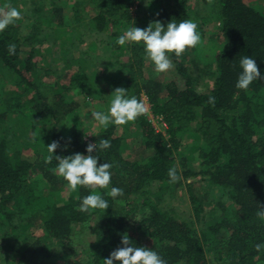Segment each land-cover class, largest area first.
<instances>
[{
  "label": "trees",
  "instance_id": "trees-1",
  "mask_svg": "<svg viewBox=\"0 0 264 264\" xmlns=\"http://www.w3.org/2000/svg\"><path fill=\"white\" fill-rule=\"evenodd\" d=\"M71 1L76 12L85 8L83 0H25L26 10L23 11L34 10L38 16L29 34H22L18 22L0 32V70H7L6 76L14 75V87L24 88L26 95L30 96L33 87H37L30 97L20 96L14 89L7 96L0 94V102L10 107L0 118L7 114L17 118L0 124V131H4L0 136V232L21 238L17 251L27 264H61L58 257L71 255L74 258L62 264H104L103 260L112 251L123 246L124 235L131 241L129 246L155 250L167 264H211L210 258L216 253V259L225 264H264V248L256 249V245H264V221L257 216L264 205V79L254 81L246 91L236 87L242 72V57L255 59L264 76V8L249 0H218L223 46L215 60L202 68L201 76L212 82L206 91L197 89V79L183 62L185 55L200 44L179 58L171 55L178 78L166 84L145 80L143 45L126 44L133 54L126 61L121 56L114 60L116 71L114 77H109L107 72L108 84L127 89L129 98L143 99L142 94L146 93L153 113L161 116L167 125L164 132L157 129L148 115L138 118L134 124L140 137L139 154L130 159L125 156L123 136L117 133L115 124L107 129L102 127L89 137L87 127L74 115L77 107L75 99L70 97V88L57 92L56 97L60 103L67 101L71 107H55L41 89L40 79L34 76L35 70L40 72L39 60L46 59L41 48L47 40L53 42L52 48L48 47L51 51L55 49L54 52L69 57L65 45L61 44L63 50L56 49L54 41L47 37L50 33L43 35V21L55 20L59 24L65 4ZM85 1L88 4V0ZM91 1L98 11L88 18L89 27L93 25L100 33L109 32L105 53H120L126 47L116 41L132 27V8L138 0ZM145 1L153 5V16L143 19L144 28L152 21L166 26L172 20L179 23L190 18L192 0H139L140 9L146 8ZM140 20L142 16L136 21ZM198 31L202 38L203 33ZM10 43L16 45L15 55L8 53ZM24 45L32 47L23 56ZM207 49L206 45L205 51ZM83 61L74 57L69 60L78 66L70 82L72 86L85 87L84 93H87L91 77ZM193 66L198 67L199 63L196 61ZM6 82L0 79V93ZM210 96L215 97L214 105L208 103ZM52 118L55 121L51 126ZM34 120H39V125L33 129ZM61 120L66 127L60 125ZM194 125L200 135L198 171L185 166L182 169L177 163L183 134ZM15 129L22 133L15 135L13 143L10 134ZM101 139L108 140L110 147L97 148L93 155L98 157V164L112 165L111 184L107 189L95 191L108 201L109 208L82 213L78 210L82 199L93 194L92 190L81 187L73 192L67 182L58 180L55 158L45 163L49 155L46 146L59 141L61 147L54 155H88L87 145ZM29 144L36 146L33 158L23 152ZM170 168L176 169L180 176L178 182H169ZM199 173L206 174V181L214 187H222L229 195L234 205V219L224 207L220 208L221 216L212 217L216 206L207 217L201 199L192 191V182L187 184L193 200V216H183L168 203L184 178ZM42 182H48V187L41 185ZM153 182L160 183L156 191L150 188ZM58 184L64 186L57 187ZM112 187L123 189V195L115 199L108 196ZM217 203L223 205L221 201ZM26 214H40L44 235H34L32 230H21L16 225L18 217ZM92 223L95 237L84 251L78 252L73 243L75 228L78 224ZM199 223L206 226L199 230ZM11 239H7L8 245H12ZM58 251H64L65 255ZM67 251L71 254L69 257Z\"/></svg>",
  "mask_w": 264,
  "mask_h": 264
},
{
  "label": "rangeland",
  "instance_id": "rangeland-1",
  "mask_svg": "<svg viewBox=\"0 0 264 264\" xmlns=\"http://www.w3.org/2000/svg\"><path fill=\"white\" fill-rule=\"evenodd\" d=\"M25 0H0V7L5 4H11L16 7L22 14V19L17 21L20 23L19 28L23 35L29 34L31 28L33 26L34 21L37 20L38 17L36 11H23L26 10ZM84 3L82 5L85 7L82 10L75 11L70 4H65V8L63 10L62 20L59 24L55 22V20L43 21L44 28L43 35L46 33H50L47 35L48 39L54 41L56 45V49L61 48L63 50L61 44L67 47V54H69L68 58H65L61 52L51 51V46L53 42L47 40L45 44L42 46L41 51L46 55V59L39 60L38 69L40 72L35 70L34 76L37 79H40L39 82L41 84V89L46 95H49L48 101L56 105H61L64 109L71 107V104H68L67 101H63L64 103H60V100L56 97V93L62 91L63 89L70 88L69 94L70 97L75 99L74 104L77 108L74 111V115L77 119L81 120L85 127H87V135L89 137L94 136L103 126L99 125L95 120L92 119L91 113L93 111H101L108 112L110 107V101L113 98V92L117 88L116 86L111 87L108 84V78L114 77L116 67L114 65V60L121 56V59L126 61L133 52L127 50L126 43L124 46L126 48L123 49L120 53L118 51H114L112 53H105L104 49H106V43L109 42L108 35L109 32H98L95 27L92 25V28L89 27L88 18L91 19L97 13L98 8L95 3L91 0L87 1L83 0ZM253 4H258L260 7L264 8V0H249ZM69 2V0H68ZM139 0L136 2L132 8V17L133 24L132 27L144 28V18L153 16V5H149L146 1L144 5L146 8L140 9L138 6ZM218 0H213V3L210 5L208 0H192L190 2V18L195 23L198 24V30L203 33L201 38V43L198 48L194 51L188 53V55L183 58V62L188 68V70L192 73V75L197 79L196 87L199 91H206L209 87H211V80L201 76L203 74L202 68L207 62H212L216 58L217 52L223 46V36L220 33V18L219 16V7ZM147 14V15H146ZM39 15V14H38ZM149 15V16H148ZM79 16L81 20L79 19ZM142 20L136 21L138 18ZM142 21V22H141ZM153 23V21L151 22ZM150 24V23H149ZM147 25V27L149 26ZM84 25H86L84 27ZM143 25V26H142ZM94 27V28H93ZM105 39V40H102ZM61 42V43H60ZM130 44V42H129ZM206 45L208 49L205 51ZM32 45H24L23 53L24 56L28 52ZM51 47V48H48ZM107 52V51H106ZM108 54V55H106ZM100 55V56H99ZM71 57L84 59L83 63L86 65L85 69L89 71L90 75V86H87L88 92L85 94V87L80 85L73 86L70 82V77L76 73V66L74 63H70L69 60ZM102 57H106L105 61H102ZM144 57V67L143 72L145 76V80H156L160 81L164 84L169 81L178 78V72L176 68L175 62L172 60L174 67L165 73L157 74L155 71V66L150 60L146 59V54H143ZM64 60V63L62 62ZM89 61V63H88ZM199 63L198 67H194L193 63ZM68 62V63H67ZM78 67V66H77ZM201 67V69L199 68ZM5 70V69H4ZM50 70V71H48ZM7 72V70H5ZM5 71L0 70V79L7 81L4 85L3 91L0 93L4 96L8 95V92H12L13 89L18 95H24L23 97L29 96L25 94V89L15 88L14 75H4L7 74ZM78 71V70H77ZM109 72V77L107 74ZM182 82V81H180ZM99 88V89H97ZM34 90V91H33ZM32 92H30V96H32L36 91L37 87H33ZM20 95V96H21ZM29 96V97H30ZM143 100L148 108V117L153 121L157 129L161 131H166V123L164 122L161 116L155 115L152 111L151 102L146 93L142 94ZM9 103H12L11 101ZM10 107H8L7 103L0 102V117L2 113L8 111ZM73 117L75 118V116ZM17 119L13 114H7L3 119L0 118V124L5 125L8 124L11 120ZM54 119L52 118L51 126L54 124ZM66 121V120H65ZM39 120H34L31 123V126L36 128ZM61 126L66 127V123L61 120L59 122ZM50 125V124H49ZM48 125V126H49ZM50 126V127H51ZM116 131L119 135L123 136L124 143V153L126 157H130V159H135L138 157V148L140 145V137L137 133V128L134 123H128L123 126L116 125ZM22 133V130L15 129L10 136L12 137V142L16 141V136ZM34 137L36 133L34 132ZM4 135V131H0V136ZM39 136V135H38ZM200 135L197 132V127L194 125L190 128V131L183 134L182 145L180 147V153L177 156V163L183 169V166L193 169L194 171H198L200 168V159H199V143ZM21 146V145H20ZM34 150H36V146L29 144L28 148H24V155L30 158L35 157ZM207 175L203 173H199L195 176H190L188 178H184L183 184L177 189L175 197L169 198L170 205L174 206L183 216H193L194 215V206L193 200L191 197V190L187 183L192 182V191L198 195L201 199L203 206L206 210L204 213L208 217L209 214L212 213V209L214 206L217 208L216 212L211 214L212 217L216 215L221 216L222 210L221 207L226 208L229 212L230 216L234 217L233 208L234 205L231 202V198L224 191V189L220 186H212L209 181H206ZM58 180L65 181L61 176H58ZM67 182V181H65ZM41 185H44L46 188L48 187V182L45 184L42 182ZM160 183L153 182L150 185V188L153 190H158ZM64 186L58 184L57 187ZM217 201H221L223 204L220 206ZM216 213V214H215ZM40 215V214H39ZM39 215L32 214L31 216L20 215L16 220V225L23 229L32 230L34 235H44L46 232L41 226L43 220L39 217ZM22 216V217H21ZM204 224H198V229L201 230V227H205ZM94 223L92 224H78L75 228V233L73 236V243L75 247L79 250L78 252L84 251V248L88 246V244L94 239V231H93ZM9 229H11L9 227ZM0 264H27L21 255L18 249L19 243H21V238H17L14 235H6L3 231L0 232ZM10 237L15 238L12 240ZM20 237V236H19ZM7 239L12 240V245H8L9 242ZM65 255L64 251H58ZM86 252V251H85ZM67 251L66 256L69 257ZM216 255L210 258L211 264H225L220 260L216 259ZM74 258V256H70L69 258L58 257L60 263H64L66 261H70Z\"/></svg>",
  "mask_w": 264,
  "mask_h": 264
},
{
  "label": "clouds",
  "instance_id": "clouds-1",
  "mask_svg": "<svg viewBox=\"0 0 264 264\" xmlns=\"http://www.w3.org/2000/svg\"><path fill=\"white\" fill-rule=\"evenodd\" d=\"M211 5L213 0H208ZM22 19L21 12L11 4L0 7V32L8 26L14 25ZM142 44L146 54V59L155 66L157 74L165 73L174 67L170 56L174 54L177 58L185 54L189 49L196 48L201 43V34L198 31V24L191 19L181 20L179 23L173 20L164 26L160 21L150 23L147 28L131 27L121 35L116 43L123 47L126 43ZM16 45H8L9 55H15ZM242 72L238 77L236 87L248 90L249 86L256 80L264 79L261 75L256 60L245 56L240 60ZM127 74V73H125ZM113 98L110 101L108 112L93 111L91 117L99 125L107 129L110 124L123 126L128 123H135L141 116L148 114V108L143 99L135 96L128 97L127 89L118 87L114 90ZM208 103L214 105L215 97L210 96ZM47 147L49 155L45 157V163H51L53 158L57 161L56 171L68 183L71 191L77 192L81 187L91 189L93 194L82 199L79 211L91 212L109 208L108 201L96 189H107L111 184V167L109 163L98 164V157L93 152L99 148L104 150L110 147V142L106 139L99 140L98 143H89L86 147L88 155L75 153L69 156L54 155L55 151L61 147L59 141L51 142ZM66 147V146H65ZM171 183L178 182L180 176L175 168L168 171ZM115 199L123 195V189L112 187L107 193ZM257 216L264 221V205L257 212ZM122 247L112 251L110 256L104 259V264H167L155 250L146 247L129 246L131 241L127 235L121 240ZM264 248V245H256L257 251Z\"/></svg>",
  "mask_w": 264,
  "mask_h": 264
}]
</instances>
